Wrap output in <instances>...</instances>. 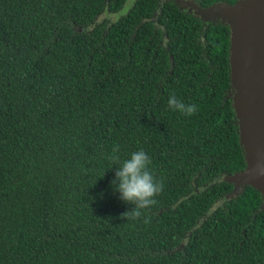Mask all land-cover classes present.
<instances>
[{"label": "trees", "instance_id": "16d2710c", "mask_svg": "<svg viewBox=\"0 0 264 264\" xmlns=\"http://www.w3.org/2000/svg\"><path fill=\"white\" fill-rule=\"evenodd\" d=\"M125 1L0 0V264H264L259 192L217 180L245 168L228 26ZM114 145L163 182L147 217L121 218Z\"/></svg>", "mask_w": 264, "mask_h": 264}, {"label": "water", "instance_id": "95a60500", "mask_svg": "<svg viewBox=\"0 0 264 264\" xmlns=\"http://www.w3.org/2000/svg\"><path fill=\"white\" fill-rule=\"evenodd\" d=\"M164 1H173L176 5H178L177 2L174 0H159V2L161 3ZM189 1H191L197 9L202 11L201 15H195L189 11H183V12L189 13L199 18L204 23L213 22V23L225 24L228 26V29H229L228 60H229L230 88L228 91V96L231 98V105L233 108L234 117L236 120L237 129H238L239 143L241 144L242 150L244 153L245 168L242 171L238 173H234L230 176L222 175L218 177L217 180L219 182H226L232 185L231 193L224 197L226 200H229L230 198H233L236 195H238L240 191L242 190V188L248 185L256 189L259 192L261 196L262 206L264 207V176L257 175L255 172L257 165H264V146H262L258 138L254 137L251 134V132L254 133L255 131L260 132L259 125H257L258 115L255 113L254 114L251 113L249 115L242 114L241 111L243 110V105L241 103L238 105H234V102H233V98L234 96H236V93L234 94V91H233L234 87H232V82H231L232 74H231L230 62H231L232 56H237L238 58H241L242 56L247 54L248 51L242 50V49L241 50L235 49V51L233 52L232 42H231L232 27L229 21L231 19H238L242 25V28H244L243 26L244 23L250 22V21L253 24H255L256 27H258L259 24L261 23V19H257L258 17L254 15L250 18V15H249L250 13H248V11L250 10V8L252 9L255 8V6L251 5L252 0H237L233 6H229L224 2H218V3L211 5L208 8H200V6H198L192 0H189ZM258 1H261V0H258ZM263 17H264V13H263ZM242 28L237 33L234 32V34H238L241 37V40L242 39L246 40L247 39L246 35L241 31ZM243 44H245V46L248 47L246 43H243ZM259 44L260 42L258 43V46ZM238 47H240V44L238 45ZM259 54L260 53H258V56ZM257 60L253 61L255 68H257V66L259 65V62ZM242 116H245L246 120L250 119V123H248V121L245 122ZM252 124H254V126H252ZM262 132L264 133V130Z\"/></svg>", "mask_w": 264, "mask_h": 264}, {"label": "rangeland", "instance_id": "374dc122", "mask_svg": "<svg viewBox=\"0 0 264 264\" xmlns=\"http://www.w3.org/2000/svg\"><path fill=\"white\" fill-rule=\"evenodd\" d=\"M133 0H126L121 10L116 14L117 16L124 14L127 8L130 6ZM182 11H189L195 15H201V10L197 9L195 5L189 0H174ZM257 1V2H256ZM251 5L255 6L254 9L250 8V18L254 15L261 19V23L258 27L255 26L251 21L244 23V28L238 19L229 20L232 27L231 42L233 52L236 50H247L248 53L238 58L232 56L231 66V82L234 87L233 98L234 105L242 104L243 110L241 111L244 115L255 113L258 115V123L260 132H254L251 134L258 138L264 146V0H252ZM247 12V11H246ZM244 12V13H246ZM116 16L103 14L97 18L95 22H100L106 19L108 22H112ZM256 19V20H257ZM242 28V32L246 35V40L242 39L237 33ZM260 42L259 46L258 43ZM235 45H234V44ZM246 43L248 45L245 46ZM240 44V47L238 45ZM247 48V49H246ZM258 53L259 56H258ZM258 56V57H257ZM258 58V60H257ZM257 60L259 65L257 68L254 67V62ZM243 120L250 123V119L246 120L245 116H242ZM254 126V124H252Z\"/></svg>", "mask_w": 264, "mask_h": 264}, {"label": "clouds", "instance_id": "9594fccd", "mask_svg": "<svg viewBox=\"0 0 264 264\" xmlns=\"http://www.w3.org/2000/svg\"><path fill=\"white\" fill-rule=\"evenodd\" d=\"M168 105L173 111L187 116L198 110L195 104H185L174 94L169 97ZM119 152L120 146L114 145L112 154L108 157L112 165H118L115 179L111 183L121 201L135 206L132 212L126 211L121 218L134 221L142 215L147 217L149 210L157 204V197L163 192V182L154 176L150 167L152 160L144 150L134 151L124 160H121ZM255 172L264 176V165H257ZM149 219L145 218L143 222L147 224Z\"/></svg>", "mask_w": 264, "mask_h": 264}]
</instances>
